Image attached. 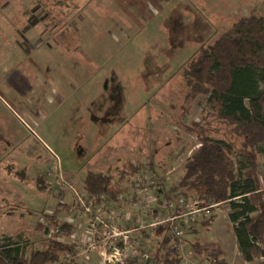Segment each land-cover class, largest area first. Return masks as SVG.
<instances>
[{"label": "rangeland", "instance_id": "374dc122", "mask_svg": "<svg viewBox=\"0 0 264 264\" xmlns=\"http://www.w3.org/2000/svg\"><path fill=\"white\" fill-rule=\"evenodd\" d=\"M49 2L33 15L46 24L34 30L35 35L41 31L40 38L30 41L25 35L23 11L17 12V24L15 15L9 17L12 23L0 22L1 36L10 37L0 42V244L39 248L52 235L46 232L44 215L56 214L82 231L76 237H59L67 244L76 242L78 261L104 264L98 251H87L92 238L88 220L65 184L82 192L88 173L114 176L112 191L127 189L123 206L110 209L111 223L119 228L146 212L136 191L150 188L152 180L135 187L130 180L117 183L119 170L129 163L151 165L155 182L166 189L177 183L186 159L200 147L192 124L200 122L206 109L200 97L189 115L182 116L188 93L183 69L239 20L251 13L264 17V0ZM259 173L264 174V160ZM150 189L145 197L151 205L146 208L167 204L154 202L161 187ZM187 201L197 204L192 197ZM162 205L158 212L165 216L176 208ZM178 206L181 214L190 208ZM214 213V221L212 216L198 218L185 228L182 243L214 242L229 264H259L242 261L227 210L221 206ZM207 220L212 223L205 224ZM190 223L179 221L178 226ZM168 236L166 232L142 240L138 234L135 239L151 253L158 245V255L164 257L174 254L177 244H167ZM181 252L184 260L195 254L189 244Z\"/></svg>", "mask_w": 264, "mask_h": 264}, {"label": "trees", "instance_id": "16d2710c", "mask_svg": "<svg viewBox=\"0 0 264 264\" xmlns=\"http://www.w3.org/2000/svg\"><path fill=\"white\" fill-rule=\"evenodd\" d=\"M61 36L65 43L68 30L64 29ZM62 48L66 46L62 44ZM182 77L188 87L181 106L183 117L189 115L194 100H206L200 122L192 124L200 147L186 159L181 177L171 188L155 182V169L143 164L123 165L117 183L130 180L132 187L137 186L139 177L149 171L151 186L163 190L158 195L159 203L176 206V212L181 198L192 197L201 207L220 204L228 211L242 261L264 264V174L259 173L260 161L264 160V17L251 13L236 22L213 44L201 48L200 54L184 67ZM182 153H187L184 148ZM238 158L242 161L237 164ZM114 182V176L88 173L82 193L95 207L105 203V212H109L111 207L123 206L125 198H121L127 190L112 191ZM216 217L214 213L211 221ZM44 219L51 237L39 248L0 244V264H87L78 261L75 245L59 240L73 237L76 226L56 214L44 215ZM166 232L169 236L164 241L175 242L169 225H162L155 236ZM147 235L143 233L142 237ZM183 243L185 249L189 244L209 264H229L214 242ZM156 246L154 253L148 252V262L134 259L124 264H182L179 249L163 257Z\"/></svg>", "mask_w": 264, "mask_h": 264}, {"label": "built area", "instance_id": "2783aa9c", "mask_svg": "<svg viewBox=\"0 0 264 264\" xmlns=\"http://www.w3.org/2000/svg\"><path fill=\"white\" fill-rule=\"evenodd\" d=\"M148 173L149 171H146L141 177H139L138 185H144L150 180ZM65 185L69 187L70 191H72L73 195L75 196L74 203L78 206L82 214L86 216L88 220L92 238L89 237L87 241V251H98L101 258L103 259L104 264H124L125 261L134 259H138L142 263L148 262V248L144 246V243H140L138 240H136L135 236L138 234L140 235V233H146L148 234L147 236H155L156 232L162 225L170 226L172 235L177 241L176 247L174 248L181 251V249H184L182 241L185 235V228L188 229L191 224L197 222L198 218L209 219L212 215H214V210L221 207L220 204L207 207H201L198 204L192 205L188 203L186 199L181 198L178 202L180 207L184 205H190V208L188 207L187 210L180 215H174L176 213L174 210L171 212L170 216H165L163 213L158 212L159 205L162 204H159L158 207H155L156 209L152 208L153 205L150 208H146V206L149 204L151 205V202H149V198L145 197V195H149L151 193V189L142 187L136 191V196L139 197V201L141 199V203L139 204L140 207L146 209L147 214L150 215L148 220H143L141 217H136L133 221H128L130 224L126 225L127 228H119L111 223V221L114 222V212L113 210L105 212L107 208L105 203L95 207L84 193L78 192L77 189L72 185ZM148 190L149 194H145ZM123 198L124 197H122V199ZM186 202L187 204H185ZM162 207H168L169 210L171 208V206L167 204H163ZM179 221L186 223L190 221L191 223L189 225L186 224L183 226V229H181V227L178 226ZM141 238L143 240L144 237ZM133 240L136 242L134 245H132ZM75 246L78 257L79 249L77 245ZM181 254L183 256L182 252ZM185 257L186 260H184L183 256L182 264H209L202 256L196 253ZM85 261H91L89 255L85 256Z\"/></svg>", "mask_w": 264, "mask_h": 264}, {"label": "crops", "instance_id": "0c3cea01", "mask_svg": "<svg viewBox=\"0 0 264 264\" xmlns=\"http://www.w3.org/2000/svg\"><path fill=\"white\" fill-rule=\"evenodd\" d=\"M36 0H0V22H2L4 19L5 21L6 20H10L11 23H12V19L9 18L11 15H15L16 17V22L14 24H17L18 20H19V17L17 16V12L19 11H23L25 12L23 14V22L21 23L23 26L24 25H27L26 28H25V35H27L29 37V40L32 41L33 39H36V38H40L42 36V34H40L41 31H39V34L38 35H35L34 34V30L35 28H39L43 25V26H46V24L44 25L43 22H41L40 20H36L33 18V15L36 11L40 10L39 8L41 7H45V6H49L50 5V2L49 0H42V4L39 5V4H36L35 3ZM49 2V3H48ZM35 5V6H34ZM31 6V8L29 7ZM4 12H8V14L5 13V15L3 14ZM11 12V13H10ZM10 13V14H9ZM14 17V16H13ZM48 22V21H47ZM45 23V22H44ZM48 27V26H47ZM33 33V35H32ZM9 42L10 41V37L9 36H1L0 34V42ZM131 184H132V181H131ZM135 187V186H134ZM150 188H153V186H150ZM125 195L123 196L124 198L127 196V190L125 191ZM132 193V192H131ZM138 201V200H137ZM154 202H156V204L158 205L159 204V200H158V196H157V199L154 200ZM154 206V205H153ZM156 209V208H154ZM228 212V211H227ZM143 213V211L141 212ZM72 216H74L75 218V213L72 214ZM150 215L147 214V212H144L143 214H141L139 217H141V219L143 220H148V217ZM137 217V218H139ZM64 221H67L69 222L66 218H62ZM66 219V220H65ZM73 223V222H71ZM76 228H77V234H81L82 231H78L80 230L79 227H77L76 223H73ZM195 223L191 224L190 227L194 226ZM189 230V229H188ZM77 234L75 235V237L77 236ZM142 233H140V236L142 237ZM82 238V237H81ZM80 238V239H81ZM68 244H71V243H68ZM76 242H72L71 245H75ZM155 247L156 244H155ZM149 251V249H148Z\"/></svg>", "mask_w": 264, "mask_h": 264}]
</instances>
